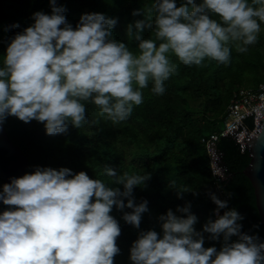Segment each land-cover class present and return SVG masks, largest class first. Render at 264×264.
<instances>
[{"label":"clouds","instance_id":"1","mask_svg":"<svg viewBox=\"0 0 264 264\" xmlns=\"http://www.w3.org/2000/svg\"><path fill=\"white\" fill-rule=\"evenodd\" d=\"M49 2L51 15L34 13V23L6 49L0 67V125L9 116L25 124L35 120L50 136L66 132L69 124L79 129L87 123L84 102L113 124L126 121L143 103L141 90L149 81L153 94H164V83L177 73L170 55L184 66H201L206 58L227 64L231 46L247 52L264 24V0H186L179 7L175 0H156L147 10L151 23L137 21L127 28L129 39L138 41L134 54L111 39L115 19L84 14L73 29L65 9L56 0ZM145 27H153L154 38L141 39ZM103 174L123 190L67 168L37 167L5 184L0 203L10 209L0 214V264H114L121 229L110 213L113 207L131 209L122 219L138 228L147 201L136 204L133 189L145 185L150 175H117L106 166ZM170 186L176 188L175 181ZM188 191L178 188V194ZM210 199L218 217L214 222L197 232L190 205L176 209L184 217L167 211L159 217L162 238L150 230L132 244V264H264V242L242 232L243 216L235 209L220 215L227 201L214 194ZM202 233L213 240L222 236L220 250L204 248ZM232 237L236 242H230Z\"/></svg>","mask_w":264,"mask_h":264},{"label":"trees","instance_id":"2","mask_svg":"<svg viewBox=\"0 0 264 264\" xmlns=\"http://www.w3.org/2000/svg\"><path fill=\"white\" fill-rule=\"evenodd\" d=\"M156 0H56V6L65 9L67 22L75 29L84 14H103L115 19L111 29V39L125 43L134 54L138 53V41L129 39L127 28L137 21L147 20L148 9ZM186 0H175L177 7ZM200 3L201 0H196ZM251 3V0H249ZM36 12L51 15L49 0H0V67L6 49L15 35L22 33L34 21ZM139 12V15H133ZM153 11L152 22L155 20ZM211 19L219 21L215 15ZM16 27H13V26ZM135 32V29L133 28ZM153 27H145L139 35L141 39L154 38ZM159 41L157 42V44ZM170 61L177 65V73L164 83L163 95L151 92L153 82L142 89L143 103L134 106L131 116L124 122L113 124L98 109L84 102L85 123L76 129L70 124L66 132L47 135L43 123L35 120L25 124L9 116L3 123L9 138L20 147L28 160L25 174H31L37 167L70 169L73 174L86 172L91 179H100L109 187L122 186L111 184V179L103 174V168L116 170L117 175H150L145 185L133 189L136 204L147 201V211L142 214L139 227L125 223V212L113 207L110 215L118 222L121 234L116 240L119 253L114 264H132L130 249L141 232L156 231L162 238L159 217L172 210L177 216L178 207L190 205L189 213L194 215L195 230L202 231L209 221H215V204L210 196L216 195L227 201L228 207L219 214L235 209L242 216V232L259 237L264 242V226L256 206L254 189L243 170L250 162L248 149L242 150L230 137H219L217 149L222 153V164L226 168V178L221 184L223 194L213 185L209 158L201 138L220 132L227 106L233 96L242 88H255L264 83V24L255 44L248 51L239 53L231 46L227 64H219L205 59L201 66H184L174 55ZM247 124L252 127L251 119ZM175 181L176 188L170 186ZM7 184L0 180V191ZM187 186L190 191L178 194V188ZM127 203V200L124 201ZM10 209L0 203V213ZM204 236V248L215 247L220 250L223 237L211 239ZM232 237L230 242H236Z\"/></svg>","mask_w":264,"mask_h":264},{"label":"water","instance_id":"3","mask_svg":"<svg viewBox=\"0 0 264 264\" xmlns=\"http://www.w3.org/2000/svg\"><path fill=\"white\" fill-rule=\"evenodd\" d=\"M257 126L259 129L256 135H244L239 142L242 150L250 152V162L243 170V174L249 179L254 189L256 206L264 226V108L259 109ZM236 130L228 135L235 140ZM28 168V160L8 136L4 125H0V180L9 184L12 178L22 177ZM213 168L221 182L226 178L227 170L222 164V153L216 150L213 153ZM2 214V213H0Z\"/></svg>","mask_w":264,"mask_h":264},{"label":"built area","instance_id":"4","mask_svg":"<svg viewBox=\"0 0 264 264\" xmlns=\"http://www.w3.org/2000/svg\"><path fill=\"white\" fill-rule=\"evenodd\" d=\"M264 108V83L255 88H242L233 96L231 103L227 106L223 127L220 132L211 133L201 138L206 154L209 158L213 185L222 195L221 180L213 168V153L218 150L217 142L219 137L228 135L232 130H236L235 141L239 142L244 135H256L259 132L257 126V117L259 109ZM251 119L253 125L250 127L247 120Z\"/></svg>","mask_w":264,"mask_h":264},{"label":"rangeland","instance_id":"5","mask_svg":"<svg viewBox=\"0 0 264 264\" xmlns=\"http://www.w3.org/2000/svg\"><path fill=\"white\" fill-rule=\"evenodd\" d=\"M214 213H215V212H214ZM215 216H217V215L215 214ZM196 231H197V232H202V231H201V230H199V229H196Z\"/></svg>","mask_w":264,"mask_h":264}]
</instances>
